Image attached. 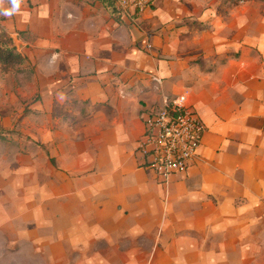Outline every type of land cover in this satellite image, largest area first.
<instances>
[{
    "label": "crops",
    "instance_id": "0c3cea01",
    "mask_svg": "<svg viewBox=\"0 0 264 264\" xmlns=\"http://www.w3.org/2000/svg\"><path fill=\"white\" fill-rule=\"evenodd\" d=\"M112 2L0 0L33 84L17 242L49 264H264V44L245 42L236 0H155L134 17ZM184 91L207 130L160 182L136 148Z\"/></svg>",
    "mask_w": 264,
    "mask_h": 264
},
{
    "label": "rangeland",
    "instance_id": "374dc122",
    "mask_svg": "<svg viewBox=\"0 0 264 264\" xmlns=\"http://www.w3.org/2000/svg\"><path fill=\"white\" fill-rule=\"evenodd\" d=\"M227 1H230V5L235 4V0ZM236 4L241 7L244 15L245 42L264 44V0H236ZM1 37L4 41L8 40L6 35ZM15 46L18 52L23 47L21 44ZM24 61L25 56L21 63L13 65H5L0 61V264H49V260L35 257L38 255L34 256L30 252L29 243L17 242L20 238L18 231L21 229L19 216L27 207L22 198L27 171L21 173L20 168L27 165L26 156L34 145L29 132L33 130L35 121L29 112L32 100L29 95L33 86L31 73ZM213 197L215 203L219 202L218 197ZM236 198L237 204L246 200L245 196L237 195ZM23 220L26 222L28 219ZM260 238L262 242L264 234ZM78 261L80 260H70L69 264H76ZM110 261L123 264L125 260L101 259L99 264H111ZM132 261L133 264H151L152 259ZM54 262L55 260L53 264ZM82 262L91 264V260ZM59 264L68 263L67 260H60Z\"/></svg>",
    "mask_w": 264,
    "mask_h": 264
},
{
    "label": "built area",
    "instance_id": "2783aa9c",
    "mask_svg": "<svg viewBox=\"0 0 264 264\" xmlns=\"http://www.w3.org/2000/svg\"><path fill=\"white\" fill-rule=\"evenodd\" d=\"M155 0H114L117 9L130 17L150 8ZM207 126L193 108L189 92L165 97L163 106L145 118V130L137 151L144 166L154 171L160 182L186 172L203 143Z\"/></svg>",
    "mask_w": 264,
    "mask_h": 264
},
{
    "label": "trees",
    "instance_id": "16d2710c",
    "mask_svg": "<svg viewBox=\"0 0 264 264\" xmlns=\"http://www.w3.org/2000/svg\"><path fill=\"white\" fill-rule=\"evenodd\" d=\"M107 2L113 5L112 0H107ZM2 35L4 34L0 35V61L5 65L21 63L23 55L17 51L13 39L7 36L8 40L4 41L2 40Z\"/></svg>",
    "mask_w": 264,
    "mask_h": 264
}]
</instances>
